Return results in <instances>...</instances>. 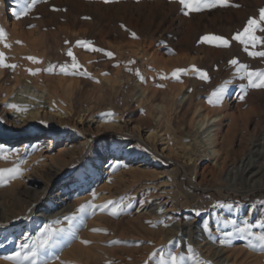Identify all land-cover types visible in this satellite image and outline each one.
<instances>
[{
    "label": "bare ground",
    "instance_id": "6f19581e",
    "mask_svg": "<svg viewBox=\"0 0 264 264\" xmlns=\"http://www.w3.org/2000/svg\"><path fill=\"white\" fill-rule=\"evenodd\" d=\"M86 2L89 5L92 4L88 6L87 13L81 15L80 21L78 19L64 21L65 28L58 29L57 36L48 33V29L58 24L56 19L45 20L43 14L41 17L34 16L30 19L24 14L17 19L14 13L20 12L14 10L13 27L30 21L36 27L38 39L29 41L26 47H22L19 40L20 43H17L16 40L9 38H6V42L11 45L10 48H5L3 43H0V52L5 53L6 63L16 65L14 69L0 67V125L10 130L14 127L22 129L25 126L37 128L52 123L56 126L68 125L77 129V126L82 125L85 120L95 119L99 129L119 130L120 116L113 112H104L110 90L118 80L112 81L95 75L94 70L103 67L102 62L93 60L94 62L90 63L89 49L76 44L78 40H82L90 41L92 45L100 48L106 45L107 34L94 23L84 21L88 20L85 17L90 19L105 17V13L101 11L103 6L95 0L93 2L86 0ZM71 4L77 9H80L82 5L81 0H72ZM9 10L8 13L13 11L11 8ZM150 14L153 15V13ZM174 20L176 24L174 26L178 30L182 29L177 33L176 46L178 50L194 54L195 57H189L188 63H192V66L205 72L208 79L194 83V78L198 77L199 73L192 71L191 66L187 73L181 77L183 84L177 88L169 87L159 91H148L144 84L137 83L136 117L128 119L131 131L134 132L138 129L144 131L146 140L154 146L159 145L162 153L183 158L188 164L192 162L194 152L198 149V152L203 156L212 159L213 166L218 168L224 178L234 187L244 185L251 191L264 190V93L261 88H248L245 94L240 85H247V77L245 76L242 80L241 74L235 73L237 66L229 63L232 59H237L240 64L248 65L250 70H264V57L249 55V52L255 51V48L249 45L248 51H245L244 45L239 42L230 45V48L198 44L193 37L194 27L186 24L180 17ZM158 29H160L159 26ZM155 34L153 32L150 39L156 38ZM120 37L126 39L128 35L125 33ZM69 48L82 66L80 71L86 70L87 76L65 75L59 72L58 66L65 63L70 65L72 62V58L67 55ZM138 49L142 51L140 46ZM263 49L264 45H260L256 51ZM26 57H36L41 62L33 63ZM185 60L182 58L177 62L185 63ZM49 65H55L57 68L52 73L44 71ZM27 69H41V71L32 75ZM58 75L62 78H58ZM225 82L234 85L240 97L244 96L243 99L248 103L247 108L238 103L234 110L229 109L225 105L226 93H224L221 103L216 106L209 104L211 93ZM186 84L187 93L184 91ZM203 96L208 100H205ZM8 104H16L27 110H15L7 107ZM192 133L194 135L192 142L194 143L190 142ZM80 136L81 134L77 133L67 137L54 157L50 155V150L59 141V136L47 134L43 137H36L37 139H33L30 143L27 141L15 143L16 140L12 150L18 149L19 152L14 151L9 157L21 156L23 152L28 153V157L31 158L30 162L38 157L41 159L40 165H47V175L54 178L59 169L66 168L72 159L82 154L85 141L80 140ZM30 137L24 138L26 140ZM0 140L5 141L2 146L9 149V144L12 142L1 134ZM185 148L190 149L191 152L185 153ZM135 151L136 147L129 145L127 153L120 160L112 155L113 151L110 148H102L98 155H89L87 160H92L95 163L94 167H89L87 162L83 164V167L91 179L93 190L90 189L87 195L81 190L72 195V200L68 203L60 201L59 208L62 209L61 212H64L63 215L60 214L61 212H55V214H44L34 218L29 225L33 237L29 243L25 244H29L30 249L34 243H38L47 235V231L53 232L50 246L40 250L38 264L45 259L49 260L50 264H159L161 253L164 254L166 260L169 252L188 256V239L194 233L193 227L191 225L182 227L179 225V220L167 226L159 218L160 215L167 217L166 213L170 212L172 207L170 203L174 198V193L169 173L166 170L157 173L154 167L158 164L145 157L139 158V161L134 162L133 158L127 162L126 160ZM46 161L49 164H46ZM105 162L108 166L103 169L104 176L111 175L112 171L115 174L119 171L112 178V183L123 180L126 173L132 179L144 181L142 186L135 189L126 198L122 197L125 209L127 202H131L132 197L136 196L135 201H132L135 209L130 208V212L125 218V224L128 227L133 225L129 232L122 230L121 222H117L118 220L114 222L107 219L108 217L99 216L98 214L102 213L99 208L95 210L86 208L83 213L79 211L81 205H101L99 204L101 199H96V193L100 188L98 178L103 168L100 166ZM28 163V158L21 160V166ZM255 165L258 166L253 167ZM253 173L262 174V176L255 180ZM70 175L64 176L62 180L69 178ZM153 178L157 179L158 184L148 180ZM107 181L109 182V180ZM76 185L77 182L69 189H74ZM140 188L148 191L153 189L154 192L150 198L152 197L157 202L149 204L147 201H142L141 196L143 195H139ZM159 188H163V190ZM62 190L66 191L67 189L63 187ZM249 192L244 194L248 195ZM122 198L117 197L111 201L118 203ZM234 207V215L239 210L240 214H243L241 211L246 213L245 218H242L241 223L236 227H243L245 220L255 224L264 222V201H253ZM151 216L153 218H150ZM237 217H239L238 213ZM167 218L169 220L171 216ZM209 221L208 218L203 221L201 235L206 232L203 230V225L208 224ZM122 222L124 223L123 220ZM80 223H83V229L79 228ZM225 223L224 216L216 217L214 215L212 218L214 228L218 225L224 226ZM108 226L116 231L114 234L116 233L117 237L128 238V240H136L140 237L144 240L147 243L144 248L146 255L139 259L134 250L123 248L118 252H110L99 245L107 237L103 235V231L94 232L97 234L93 235V229H103ZM61 229L63 231H60ZM263 229L254 227L251 231L257 233L262 232ZM237 235L240 240H243L244 246L230 244L228 247H224L215 243L214 247V243L207 239L208 241L204 246L202 244L201 249L194 250L201 259L210 262V264H264V250L250 246V244L256 243L253 237L241 238L242 234L237 233ZM9 237L10 234L6 238ZM184 237H187L185 241ZM84 240L95 244L87 248L86 244L82 243ZM199 243L201 244V242ZM9 257L14 256L0 255V264H17L15 259H9ZM22 264H31V261L25 260L22 261ZM189 264H191L190 261Z\"/></svg>",
    "mask_w": 264,
    "mask_h": 264
},
{
    "label": "rangeland",
    "instance_id": "374dc122",
    "mask_svg": "<svg viewBox=\"0 0 264 264\" xmlns=\"http://www.w3.org/2000/svg\"><path fill=\"white\" fill-rule=\"evenodd\" d=\"M89 1L93 2L94 0ZM95 1L102 4L101 11L105 13V17H92L84 21L94 23L95 26L107 34L105 38L106 45L102 49L112 52L114 55L108 57L102 52L89 50L88 59L90 63L94 61L102 62L103 67L100 69L96 68L94 70L95 75H100L102 78L104 77V79L112 81L118 80L110 90L109 98L104 106V112L118 114L121 119V126L119 130L99 129L95 119L85 120L82 125L77 126V129L68 125L56 126L52 123L37 128L25 126L22 129L14 127L10 130L0 125V134L12 142L9 144V149L11 150L16 140L17 142L15 143L23 141L30 143L36 137L52 134L59 136V141L50 150V155L54 157L67 137L78 133L82 136H80V140L85 141V148L82 154L72 159L66 168L59 169L54 178L47 175L48 167L47 165H40V158H34L30 162L31 158L28 157V153L23 152L21 156L16 155L9 157L7 160L0 159V168H10L19 165L22 169L19 176L8 181L4 186H0V255L14 256L17 252H20L22 255L26 253L30 249L29 246L25 249L21 244L25 245L32 239L33 233L29 225L36 216L51 215L55 214V212L60 213L62 210L59 208L60 201L68 203L72 200V195L79 193L81 190L85 195L89 193L90 189L93 190L94 186L90 183L91 179L87 176L83 167L85 162L88 163V166L90 165L89 167H94L95 163L92 160H87L89 155H98L102 148H110L113 151L112 155H115V158L120 160L127 153L129 145L136 147V151L132 153L133 155H130L128 160H126L127 162L133 158L135 162L145 157L158 164L154 167L157 173L163 170L169 173L174 198H172L170 203L172 205L171 210L166 213V216H171V218L168 220L167 217H163L162 215L159 218L167 226L168 224L176 223L177 220H179V225L182 227L191 225L194 233L188 239V245L191 244L195 250H199L209 240L214 243V247L215 243H219L224 247H228L230 244L244 246L243 240L237 237L236 225L241 223L246 213L241 211L243 214H240L239 210L234 215V206L249 204L253 201H264V190L251 191L244 185L234 187L231 182H228L224 178L223 173L213 166L212 159L203 156V154L198 152V149L194 152V157L190 164L183 158L168 156L162 153L159 145L154 146L146 140L144 131L138 129L132 132L128 119L136 117L135 100L136 93L138 92L137 83L144 84L148 91H159L169 87L177 88L183 84V78L181 77L185 73H181L179 79H175L171 75L172 72L178 68L189 69L192 66V63H188L189 57H195V55L180 52L176 46L177 33L182 29L178 30L175 27V18L180 17L186 24L194 27L195 33L193 37L198 44L202 43L215 47L217 46L215 43L203 42L201 37L205 35H220L229 39L230 45H233L234 43L237 44L238 41L231 40V37L237 32L243 31L249 18H259L258 10L264 8V0H230V6H217L202 12H192L187 16L183 14L182 6L178 3V0H114L111 3H105L104 0ZM71 2L72 0H44V2H38L29 9L26 17L30 19L34 16L41 17L43 14L45 20L56 19L58 24L48 29V33L57 36L58 29L65 28L64 21L72 19L80 21L81 15L87 13L89 10L88 6L92 5H89L86 0H81V8L77 9ZM16 3L17 0H0V27L5 30L6 38L19 40L22 43V47H26L29 41L38 39L36 27H30V25L34 24L26 21L14 28L12 23L15 21L12 19V15L14 10L21 13L24 7L31 4V0H27V5L24 3H17V5ZM235 4L240 5V7L231 6ZM10 8L13 11L8 13ZM150 13H153V15ZM122 25L124 27H121ZM158 26L160 29L157 30ZM132 32L136 33L137 38L132 37ZM153 32L156 33L157 37L152 40L150 39V35ZM125 33L128 35V38L122 39L120 35ZM258 35L260 34L258 33ZM230 45L229 48L231 47ZM93 46L100 48L96 45ZM139 46L142 48V51H139ZM258 46L260 47V45H257L254 49L255 51L259 48ZM182 58H185L187 61L185 60V63L177 62V60H182ZM137 70L140 76L136 74ZM161 75H165L168 78L161 79ZM57 77L62 78L60 75ZM94 78L97 79L96 76ZM201 80L198 76L194 78V83H198ZM158 85L163 86L158 87ZM228 89L231 90L228 91ZM261 89L264 93V88ZM184 91L187 93V84L184 85ZM226 91L224 92L227 94L225 105L229 109L234 110L238 103L243 105L244 108L248 107L245 99H240L238 90H235L234 85L228 84ZM204 99L208 100V98ZM28 136L31 137L25 140L24 137ZM190 139V142L194 143L192 142L194 139L193 133ZM4 143L5 141L0 140V145ZM15 145L17 146L18 144ZM184 152L190 153L191 151L185 148ZM27 158L29 163L21 166V160H27ZM42 158L44 157L42 156ZM46 164H49L48 161H46ZM106 166H108L106 162L100 166V168H103L98 178L100 188L97 192L98 194L96 193V199H101L99 204L103 205L107 201L114 200L117 197L126 198L135 189L143 185L144 181L132 179L126 172L123 180L112 183V178L119 171L116 172L117 174L112 171L111 175L104 176L103 169ZM69 174H71L69 178L62 180L64 176ZM253 174L255 180H258L262 176V174ZM148 180L158 184L156 178ZM76 182V187L70 190V186ZM63 187L67 190L63 191ZM159 189L163 190V188ZM140 190L139 195H143L141 196L142 201H147L149 204L157 202L152 197L150 198V195L154 192L153 189L148 191L140 188ZM247 191L251 192L245 195L244 193ZM135 197H132V201H135ZM131 202H127V207L118 215H111L110 209L103 210L98 215L105 218L108 217L107 219L110 221L116 222L118 220L117 222H121L122 230L129 232L132 230L131 227L133 225L128 227L125 224V218L129 214L130 208L135 209L133 202ZM196 210L200 211L201 214L199 216L196 215ZM237 213L239 217H237ZM60 214L63 215L64 212ZM163 215L165 216V214ZM214 215L216 217L224 216L226 225H218L214 228L212 224ZM153 216L150 218H153ZM207 218L211 221H209V225L207 224L209 231L201 235L203 221ZM231 221H235V225L230 223ZM245 221L248 222L249 220ZM80 224L79 228L83 229V223ZM108 227H104L103 229L106 232H102L107 239L99 243V245L110 252H118L123 248L134 250L138 254L139 259H142L146 255L144 248L147 243L140 237L136 240L117 237V234H114L116 231L111 226ZM94 232L97 231L92 232L93 235H96L97 233ZM7 233L10 234V239L6 238ZM226 233H233V235L227 236L225 235ZM243 236L244 238L249 237L247 234H243ZM186 238L184 237V241ZM221 241H224V243H221ZM94 244L89 243L86 247H92ZM186 264H189V261H186Z\"/></svg>",
    "mask_w": 264,
    "mask_h": 264
},
{
    "label": "snow or ice",
    "instance_id": "6c2138e0",
    "mask_svg": "<svg viewBox=\"0 0 264 264\" xmlns=\"http://www.w3.org/2000/svg\"><path fill=\"white\" fill-rule=\"evenodd\" d=\"M38 2H44V0H31V4L27 5V0H17L18 4L24 3L27 6L24 7V10L22 13H14L17 19L21 17V15L27 14L29 9L33 6H35ZM105 3H111L114 2V0H104ZM178 3L182 6V11L184 15H189L192 12H202L206 9L215 8L217 6L221 7H227L230 6V0H178ZM235 7H240V5L235 4L231 5ZM55 10V9H54ZM259 18L251 17L247 20L246 26L243 28V31L237 32L231 37V40L238 41L242 45H244V50L248 51V46L251 45L253 48H255L258 44L264 45V35H258L257 33L264 34V8H260L259 10ZM85 19H90L89 17H85ZM30 27H35V25H30ZM121 27H124L123 25ZM133 38H137L136 33H131ZM201 40L206 43H215L217 46L220 47H229L230 41L229 39L220 36V35H205L201 37ZM0 43H3L5 48H10L11 45L6 42V32L5 30L0 27ZM17 43H20L17 41ZM67 43V41H66ZM76 44L80 47L87 48L93 52H102L108 57H112L114 54L112 52H107L102 48H97L92 45V42L90 41H82L78 40ZM171 52V50H169ZM67 55L72 58L71 64H63L58 66L59 72L65 75H85L87 76L88 73L86 70L80 71L82 66L78 63L77 58L73 54L71 48H69ZM249 55L255 57H264V51H251L249 52ZM26 59L32 61L33 63H40L36 57H26ZM132 63V61H130ZM230 64L237 66L236 67V73L241 74L240 78L243 80L245 76L247 77V85L241 84L240 87L244 90L245 94L247 92L248 88H264V70H250L249 66L246 64H240L237 59H232ZM0 67H6V68H15L16 65H10L6 63V55L4 52H0ZM57 66L55 65H49L48 68L44 69V71H47L49 73H52ZM192 71L199 73V78L202 80H207V74L200 69L196 68L195 66H192ZM30 74L36 75L38 74L41 69H27ZM188 69H176L172 72V77L175 79H179L181 73H187ZM136 74L140 76L139 71L137 70ZM168 77L165 75H161V79H167ZM141 79L143 80V77L141 76ZM229 82H225V84L221 85L217 89H215L210 97H209V104L212 106H216L217 104L222 102L224 92L226 91L227 84ZM163 85H158V87H162ZM244 96L242 95L240 99H243ZM9 108L19 110V111H26V108H22L19 105L16 104H8L6 105ZM43 123V121H42ZM18 153L19 150H11V149H5L2 145H0V159L7 160L10 155H12L13 152ZM22 169L19 167V165H16L14 167L10 168H0V186H4L8 181L15 179L17 176L21 174ZM93 196H95V193H93ZM86 208H93L95 210L96 208H99L101 211L110 209V214L115 216L118 215L121 211L124 209L123 204V198L120 202H114V201H107L103 205H81L79 211L85 212ZM162 211V210H161ZM201 213L199 210H196V215L199 216ZM71 220V218H69ZM233 225H235V221H231ZM264 228V222H261L259 224L255 223H249L247 221H244L243 227H237L236 233L242 234L241 238H244L243 234H247L248 236L253 237V240L256 243L250 244L252 247H259L261 250H264V231L253 233L251 231L252 228ZM204 231H209L208 225H203ZM44 231V230H42ZM60 231H63L62 229ZM93 231H105V229H93ZM225 235L231 236L233 233H226ZM53 232L47 231V235L41 239L38 243H34L31 247V249L24 253L23 255L20 252L15 253L14 257H9V259H15L17 261V264H22V261L29 260L31 261V264H38V257L40 255V250L45 249L50 246V242L52 241ZM84 244H89L90 242L87 240L82 241ZM171 243V242H170ZM221 243H224V241H221ZM23 248H27L28 245H22ZM187 252L188 256L186 257L182 253H176V252H169L167 254V260L165 259V256L163 253L160 255V261L159 264H186V261H190L191 264H210L208 261H204L199 257V255L195 252L194 248L191 244L187 246ZM153 255H156L153 253ZM40 264H50V261L45 259L40 262Z\"/></svg>",
    "mask_w": 264,
    "mask_h": 264
}]
</instances>
